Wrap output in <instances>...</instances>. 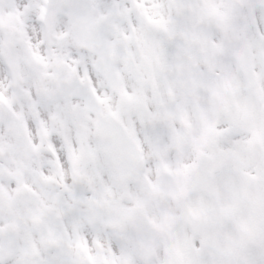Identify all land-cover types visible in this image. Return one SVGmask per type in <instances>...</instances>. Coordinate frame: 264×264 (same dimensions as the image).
<instances>
[{
	"label": "snow or ice",
	"instance_id": "6c2138e0",
	"mask_svg": "<svg viewBox=\"0 0 264 264\" xmlns=\"http://www.w3.org/2000/svg\"><path fill=\"white\" fill-rule=\"evenodd\" d=\"M0 264H264V0H0Z\"/></svg>",
	"mask_w": 264,
	"mask_h": 264
}]
</instances>
